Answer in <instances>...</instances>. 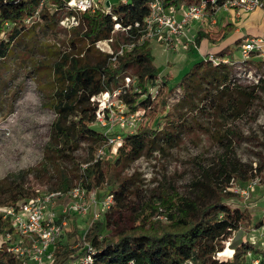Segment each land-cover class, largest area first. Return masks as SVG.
Listing matches in <instances>:
<instances>
[{"label": "trees", "instance_id": "1", "mask_svg": "<svg viewBox=\"0 0 264 264\" xmlns=\"http://www.w3.org/2000/svg\"><path fill=\"white\" fill-rule=\"evenodd\" d=\"M150 1H118L109 3L108 10L96 9L94 12H83L79 15L80 25L75 27L73 32L87 44L79 47L77 40L72 39L69 43L74 55L70 54L68 57V54L62 53L64 55L61 60L55 63L54 79L49 83L52 86L49 107L54 113V118L49 125V137L43 151V158L35 169L36 176H42L47 181L55 180L53 190L66 191L76 184L91 190L106 182L110 185L109 192L113 194V203L105 213L113 209L122 218L133 211L136 185H141L142 181L137 177V171L127 175L123 174L124 171L129 169L131 163L138 158L152 155L154 152L162 153L166 147L176 145L187 123L179 116L174 123L168 121L159 128V124L163 121L159 116L150 122L147 121L149 124L147 127H139L133 133L122 134V143L117 148L113 162L115 169L112 170L108 166L109 163L100 157H95L97 149L105 143L106 135L93 127L96 123L97 103L91 98L117 88L120 85L118 80L124 77L126 69H133L134 85L120 94V98L133 109L143 107L148 110L153 102L148 83L155 84V80L160 76V81L155 84L157 93L160 95L163 89H168L170 92L182 81L177 86L171 87L170 76L160 75L159 68L153 62L154 55L150 44L145 40L125 50L117 57L115 64L109 62L110 54H105L104 59L92 61L88 59L87 52L96 41L113 38L116 34L115 24H119L117 34L121 36L124 34L127 42L135 43L141 37L144 21L150 14ZM181 1L190 4L198 3L200 0H163V5L168 8L177 6ZM39 2L40 0H0V59L9 54L13 42L29 26L34 27L45 20L52 21V17L45 12V5L39 13L40 21L27 24L26 18L34 14L39 7ZM53 2L58 7H63L64 0H53ZM223 2L224 0H214V3L208 1L207 7L220 5ZM135 23L138 25L136 26ZM51 24L45 23L46 26ZM65 62H68V65ZM262 62L264 64V61L260 60L255 63ZM230 66L233 65L225 62L212 64L203 58L195 62L183 78L188 76L198 87L205 77L210 76L211 79L206 84H212L219 91L229 87L237 88L240 86L239 79L232 75L233 73H223V79H227L224 83H220L221 80L215 75L217 70H226ZM201 70V75L198 76L197 73ZM261 70L260 73H255L261 78L253 83L251 90L246 93L249 100L245 99L240 104L237 101L227 100L226 109H217L220 120L236 118L248 110L257 98V88L264 90V65ZM139 87L147 93L143 95L137 90ZM207 92V87H204L205 98H207ZM240 92L242 93L243 89ZM189 94H191L190 97ZM192 96L193 93H189L186 88L181 92V98L188 101L189 108L194 109L196 104ZM212 100L213 98L207 99L210 103ZM211 109V112L217 113L214 107ZM216 138L222 141V135H216ZM231 146L230 144L229 148L234 152ZM77 151L81 153L75 155ZM63 163L69 164V167ZM82 164L86 166L82 167ZM260 169L261 165L245 168V164L235 160L234 155L232 157L226 155L220 160L216 170L209 171L208 175L216 198L204 205L184 199L177 204L175 214H168L171 228L159 232L158 230L148 231L144 227L138 230L127 224L118 230L115 238L112 239L100 237L103 222L93 221L83 234L76 230L78 240L82 241L80 248L82 250L85 244H89L94 249L88 264H187L188 262L191 264H264V247L255 246L242 238H239L236 244L231 243L233 253L229 259L218 261L214 258L216 253L223 250L225 241L240 227L246 217L243 209L227 202L229 196L227 186L232 180L244 186L256 177V171ZM19 179L20 177H15L8 182L5 180L0 183V196L4 197L0 205H14L20 200L37 196L35 189L31 186L25 187L24 182ZM69 221L71 222L72 218H69ZM13 231L9 220L4 219L0 213V233L5 236ZM13 238L18 239L16 235ZM13 238L3 242V249L0 246V264H23V259L17 253L7 249L10 246L9 243L14 242ZM81 250L79 253L76 252L78 255L76 254L75 257L84 254L86 248L84 252ZM72 252L67 243H59L53 253L52 261L47 264H69V258L73 257ZM27 264L34 263L28 261Z\"/></svg>", "mask_w": 264, "mask_h": 264}, {"label": "rangeland", "instance_id": "2", "mask_svg": "<svg viewBox=\"0 0 264 264\" xmlns=\"http://www.w3.org/2000/svg\"><path fill=\"white\" fill-rule=\"evenodd\" d=\"M45 12L52 17V21L44 19L45 22H39L34 27L29 26L13 42L9 54L0 59V183L20 177L19 180L24 182L25 187L31 186L37 195L53 190V181H55H47L42 176H36L35 173V169L43 158V151L49 137V125L54 118V113L49 107L50 88L52 87L49 83L54 79L55 63L61 60L64 55L62 53L68 54V57L70 54L74 55L69 43L72 39L77 40L79 47L87 44L73 32L75 27L80 25V21L78 26L70 28L60 24V18L65 13L64 8L58 7L53 0H50L46 3ZM253 14L256 17L254 23L247 27V33L264 39V11L257 9ZM208 17L206 16L201 23L205 21L210 23ZM45 23L52 24L46 26ZM118 32L119 30H116L112 41L99 43L98 46L94 44L87 52L88 59L92 61L104 59L105 54L115 53L121 45L123 53L130 49L124 34L121 36L117 34ZM181 35L167 44L156 38H139L134 43L139 45L145 40L150 44L154 55L153 62L159 68L160 75L170 76L171 87L177 86L182 81L170 92L168 89H163L162 94L157 93L152 99L151 108L145 109L144 117L136 130L139 127L149 126L148 122L159 116L163 120L159 128L168 121L174 123L180 116L185 119L187 130L180 133L176 145L166 147L165 151L159 154L154 152L152 155L142 156L124 171V175L137 171V177L142 180L141 183L139 181L141 185H136L133 211L122 218L117 211L112 209L107 213H102L101 218L96 221L103 222L100 237L112 239L115 238V233L127 224L138 230L144 227L148 231L158 230L160 232L171 228L168 214H175L178 203L188 199L195 204L204 205L216 198L214 187L208 178L209 171L216 170L220 160L226 155L230 157L234 155L235 160L245 164V168L261 165V169L256 171L257 184L248 196H240L236 193L233 190L234 184L227 189L229 192L227 202L243 209L246 217L240 227L233 231L225 241L223 250L214 256L218 261H225L232 256L231 243L236 244L239 238L248 240L255 246L264 247V90L257 88V98L248 110L238 117L224 121L220 120L218 115L219 108L226 109L227 100L237 101L239 104L245 99L249 100L246 93L253 85L252 77L255 73H260L264 65L263 62L259 64L254 61L264 56L260 53L251 55V60L241 67H236L234 64L226 70L216 71L215 75L221 80L220 83L227 81L223 79L225 72L237 76L240 84L237 88L229 87L219 91L212 84H206L211 79L210 76L205 77L204 81L199 84L200 87H197L188 76L183 77L195 62L203 59L208 53L206 54L205 48L200 46L196 36H190V38ZM239 49L240 45H236L233 49H225L222 53L215 52V55L219 57L228 55L230 60L236 62L241 59ZM109 62L115 64L110 59ZM65 63L68 65V62ZM201 72L202 70L198 71V76ZM125 73L124 76L135 78L132 77L133 69H126ZM160 79V76L157 77L155 84ZM118 82L122 84L124 79L120 78ZM155 84L148 83L151 95L156 92ZM204 87L208 89L207 98H205ZM184 88L189 93H193L192 98L196 104L194 109L189 108L188 101L181 98ZM137 90L143 95L147 93L142 91V87ZM210 98H213L211 103L207 101ZM212 107L218 109L217 113L211 112ZM140 108L143 107L135 109ZM165 115L166 117H163ZM93 127L98 131L103 130L98 123H94ZM216 135H222L221 142ZM230 144L234 152L229 148ZM80 153L77 151L75 155ZM115 158L116 154L110 150L102 156L103 161L109 163L108 166L112 170L115 169L113 164ZM63 164L69 167V164ZM234 181L238 184L236 180ZM94 188L97 192H101V197H103L110 190V185L105 182ZM3 199L4 197L0 196V201ZM62 202L64 200L58 199L55 205ZM2 206L4 205L1 204L0 208ZM67 217L72 218V221L68 222L63 236L53 248V253L59 243H67L68 248L73 251V257L68 260L69 264H75L80 258L75 255L80 252L82 245L76 232L83 234L88 229L91 225L92 212H88L85 216L72 214ZM15 233L13 231L5 236L0 233L2 249L3 242H6L8 238L12 239L16 235L19 239ZM23 244L27 245L26 242ZM85 247L86 244L82 252Z\"/></svg>", "mask_w": 264, "mask_h": 264}, {"label": "built area", "instance_id": "3", "mask_svg": "<svg viewBox=\"0 0 264 264\" xmlns=\"http://www.w3.org/2000/svg\"><path fill=\"white\" fill-rule=\"evenodd\" d=\"M50 0H40L38 9L33 15L26 18L27 24L34 21H40L39 13L41 9ZM214 0H200L198 3L184 4L181 7H164L163 0H151L149 2L150 14L144 21V30L141 39H160L167 43L177 38L183 32V29L193 20L201 19L206 12L207 3ZM215 10H234L236 14L252 11L256 8L264 10V0H224L220 5H211ZM65 13L60 18V24L63 27L70 28L78 26L79 15L83 12H94L96 9L108 10L106 0H64L63 7ZM137 26L138 23H135ZM119 29V24L114 25V30ZM112 41V37L104 40H98L94 44ZM122 46V45H121ZM115 53L111 52L109 59L116 62L117 57L122 55L123 47ZM129 48L134 46L131 42L127 45ZM264 49V39L260 37H246L240 44L241 59L239 61L230 60L228 57L217 56L215 53H208L204 59L212 64L219 62L236 64L241 67L251 60L253 53H262ZM234 62V63H232ZM240 76V74H239ZM238 76V77H239ZM264 76V75H263ZM237 78V76H236ZM253 83H256L261 76L252 77ZM124 82L113 90L104 91L91 98L97 103L95 111L96 123L103 128L106 135L105 143L96 151V158H102L107 151L117 153V148L122 143V133L135 132L137 125L144 117L145 109L131 108L123 102L120 94L125 93L131 85H134V79L129 76L123 77ZM151 88V87H150ZM157 90L151 95L154 98ZM86 164H82L85 167ZM233 190L240 196L249 194L251 189L257 184V179L249 180L244 186L235 184L232 180L227 189L233 186ZM58 199L64 202L55 205ZM113 203V194L107 192L103 197L94 189L88 190L81 184L71 186L66 191L51 190L32 198L20 200L14 205L2 206L0 213L4 219H8L19 239L9 243L7 249L17 253L22 259L23 264L32 261L34 264H47L52 261L53 248L57 241L63 236L65 228L69 222V215L85 216L92 212L91 223L101 218ZM58 207V208H56ZM26 242L27 245L23 243ZM86 251L78 258L75 264H88L92 259L93 248L86 244Z\"/></svg>", "mask_w": 264, "mask_h": 264}, {"label": "crops", "instance_id": "4", "mask_svg": "<svg viewBox=\"0 0 264 264\" xmlns=\"http://www.w3.org/2000/svg\"><path fill=\"white\" fill-rule=\"evenodd\" d=\"M118 1L124 0H106V2H109L110 4L116 3ZM184 4H186V2L182 1L178 4V7H181ZM257 9L261 8H256L249 12L236 14L234 10H215L211 6L207 7L205 15L201 19L193 20L192 22H190L183 29L181 36H196L198 43H200V46H203L205 48L204 51L206 54L213 52L222 53L225 49H233L234 46H239L246 37L251 36L247 33V27L254 23L256 16L253 14V12ZM206 16H209L208 19H210V23H206V21L205 23H201L202 21H204ZM256 54L258 53H255L253 55ZM260 54L264 56L263 52ZM224 57H228V55H224ZM263 59L264 58L262 57L259 60ZM99 194L101 195V192H99Z\"/></svg>", "mask_w": 264, "mask_h": 264}, {"label": "water", "instance_id": "5", "mask_svg": "<svg viewBox=\"0 0 264 264\" xmlns=\"http://www.w3.org/2000/svg\"><path fill=\"white\" fill-rule=\"evenodd\" d=\"M109 4V2H106V5H108Z\"/></svg>", "mask_w": 264, "mask_h": 264}]
</instances>
